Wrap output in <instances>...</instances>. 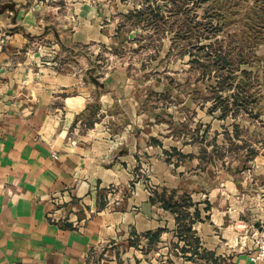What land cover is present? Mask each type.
<instances>
[{
	"label": "crops",
	"instance_id": "1",
	"mask_svg": "<svg viewBox=\"0 0 264 264\" xmlns=\"http://www.w3.org/2000/svg\"><path fill=\"white\" fill-rule=\"evenodd\" d=\"M92 10L88 0H0L7 35L0 52V264H247L254 246L244 227L264 221V184L252 208L255 180L225 178L220 190L217 180L163 160L159 153L169 147L154 132L124 141L125 127L111 133L104 125L113 117L104 109L113 104L111 91L100 93L102 107L90 113L98 85L73 57L75 45L100 37ZM143 150L152 152L146 162ZM192 160L208 163L198 154ZM139 162L150 187L133 180ZM162 187L189 192L198 204L200 219L187 238L177 233L175 213L149 199ZM236 222L244 235L235 242L229 230L222 241L219 231ZM157 228L149 243L144 233Z\"/></svg>",
	"mask_w": 264,
	"mask_h": 264
},
{
	"label": "rangeland",
	"instance_id": "2",
	"mask_svg": "<svg viewBox=\"0 0 264 264\" xmlns=\"http://www.w3.org/2000/svg\"><path fill=\"white\" fill-rule=\"evenodd\" d=\"M144 1L155 4V0H88L94 14L89 18L98 24L100 37L74 46L73 65L86 66L88 81H95L99 86L90 90V113H96L102 107L98 99L100 93L111 91L113 104L104 108L113 116L104 124L107 130L119 132L125 127L124 141L130 134L134 140L140 130L154 132L169 147L167 153H159L163 160L174 166L183 164L184 173H193L195 169L202 178L217 180L220 190L225 187L220 184L225 178H235L237 185L240 178H248L251 183L255 180L256 184L251 186L247 183L251 196L247 203L255 208L256 196L261 195L259 190L264 184V0H219V17L212 19L213 24L218 21L221 25L212 39L217 40L215 47L222 46L234 62L245 61L241 66L250 70L244 93L249 95L250 109H244L243 105L235 107L231 97H227L229 91L214 86L222 79L223 70L207 55V48L192 43L203 28L197 22L206 21L213 12L209 10L203 14L202 7L191 2L178 0L179 7L169 0H157L156 4L160 6L166 4L160 7L162 18L135 25L122 18L128 8H139ZM122 20L124 24L120 25ZM201 42L208 40L203 39L198 44ZM215 94L221 95L230 108H235L236 115L230 110L225 118L220 117L221 105L213 98ZM215 101L217 108L211 113L208 109ZM71 104L69 101V106ZM128 112L134 113L132 121L135 123L127 116ZM255 112H259L257 117L252 115ZM233 123L238 126L237 135ZM205 128H208L206 133ZM194 137L195 144L192 143ZM173 146L177 150H173ZM198 146L212 162L193 163L192 156L199 154ZM149 152L139 153L144 162L152 155ZM172 168L176 173L175 167ZM144 171L143 164L135 165L131 170L133 180L145 178ZM186 180L192 181V178ZM143 181L150 187L148 178ZM208 187L203 183L200 191L205 192ZM112 188L114 185H109L106 190ZM227 188H231L228 183ZM181 192L185 191L178 189V193ZM207 217L203 214L202 218ZM241 223L236 222L231 229L219 231L221 240L230 239V230L236 242L238 236L244 235L239 231L243 229ZM234 254L237 255V251Z\"/></svg>",
	"mask_w": 264,
	"mask_h": 264
},
{
	"label": "trees",
	"instance_id": "3",
	"mask_svg": "<svg viewBox=\"0 0 264 264\" xmlns=\"http://www.w3.org/2000/svg\"><path fill=\"white\" fill-rule=\"evenodd\" d=\"M147 4V2L144 1V3L139 8H131L129 9L125 14H123L124 19L131 21L133 25L139 24L140 22H152L156 21L163 16L160 13V7L166 6V4H163L160 6L159 4ZM168 1V0H164ZM181 2H191L196 7H202L203 14L211 10L213 12L212 14H209V18H207L206 21H198L197 25L203 27L199 30V32L195 36V42L194 45H197L201 48H207L208 52L207 55L212 57L214 60V64L216 67L223 70V77L220 80L219 84H214L215 87H218V90L223 91H229L227 97H231V102L235 107H238L237 105H243L244 109L249 108L250 99L249 95L244 94L245 89L247 88L248 82L245 80L246 78H249L250 70L247 69L246 66H241L243 63H246L245 61H238L234 62L231 57L229 56V53L222 49L221 47H215V42L212 41V39L215 37L216 32L220 30L221 25L218 21H216L215 24H213L212 19H218V4L219 0H180ZM169 2H175V5L181 6L178 2V0H169ZM204 3H207L206 6H204ZM134 17V18H132ZM133 19V20H132ZM124 24V21L120 23V25ZM185 24V22H184ZM189 27V24L186 23ZM199 26V27H200ZM204 29H207L205 31H202ZM211 30V31H210ZM208 40V42H201L202 40ZM213 48V49H210ZM191 53V52H190ZM194 55V54H193ZM197 58V57H196ZM196 61H199L198 58ZM224 71H226V74H224ZM217 82V81H216ZM218 83V82H217ZM228 83V84H227ZM214 86H211L214 90ZM232 89V91H231ZM213 98H215L219 104L221 105V114L220 117L225 118L226 115L230 112V110H233V115H236L235 108L229 107L228 102H223L221 95L215 94L213 95ZM244 98V99H243ZM217 101H215L210 108L208 109L209 112H213L217 108ZM240 103V104H238ZM250 109V108H249ZM253 116L257 117L259 115V112L252 113ZM233 130L234 133L237 135V124L233 123ZM208 128L204 129V133L207 132ZM192 143H196L197 140H195V137L192 139ZM198 156L204 160V161H212V158L204 155L205 150L198 146ZM173 150H177L176 146H173ZM164 153H167L166 149H163ZM181 155L184 156L183 153ZM151 202L159 201L161 203V206H163L165 209H169L173 213H175V218L178 226L177 233L181 237H188L190 231H191V224L195 221L200 219V210L198 209V206L195 202H193L190 194L187 192H181L178 193V190L176 188H169V187H162L160 190H152V194L149 197ZM209 203L206 202L205 208L208 209ZM190 207H193L192 210H189ZM160 228L149 230L144 233L148 237L149 243L152 241H155L160 233Z\"/></svg>",
	"mask_w": 264,
	"mask_h": 264
},
{
	"label": "built area",
	"instance_id": "4",
	"mask_svg": "<svg viewBox=\"0 0 264 264\" xmlns=\"http://www.w3.org/2000/svg\"><path fill=\"white\" fill-rule=\"evenodd\" d=\"M6 38V33L0 31V52L3 50ZM244 228L246 230V235L248 234L250 236L254 246L252 252L248 255L247 264H264V223L259 227L252 223Z\"/></svg>",
	"mask_w": 264,
	"mask_h": 264
}]
</instances>
